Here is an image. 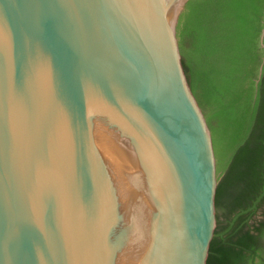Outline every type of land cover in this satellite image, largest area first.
<instances>
[{"label":"water","instance_id":"95a60500","mask_svg":"<svg viewBox=\"0 0 264 264\" xmlns=\"http://www.w3.org/2000/svg\"><path fill=\"white\" fill-rule=\"evenodd\" d=\"M188 1L0 0V264L206 263L216 168L176 36Z\"/></svg>","mask_w":264,"mask_h":264},{"label":"trees","instance_id":"16d2710c","mask_svg":"<svg viewBox=\"0 0 264 264\" xmlns=\"http://www.w3.org/2000/svg\"><path fill=\"white\" fill-rule=\"evenodd\" d=\"M263 15L264 0H189L176 26L215 157L216 226L205 264H264Z\"/></svg>","mask_w":264,"mask_h":264}]
</instances>
